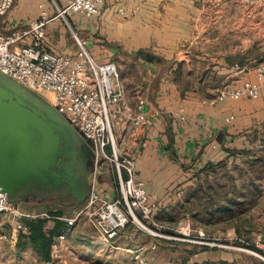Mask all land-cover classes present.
I'll return each instance as SVG.
<instances>
[{"label": "rangeland", "instance_id": "1", "mask_svg": "<svg viewBox=\"0 0 264 264\" xmlns=\"http://www.w3.org/2000/svg\"><path fill=\"white\" fill-rule=\"evenodd\" d=\"M205 10L200 18L204 32L199 36L204 48H193L189 58L194 60L177 61L172 72H176L178 85H189L199 90L200 98L210 99L230 86L228 78L216 72L215 64L203 69L196 55L204 53L208 60L214 57L223 63L230 56L245 69L262 64L264 0L208 1ZM121 62L125 97L133 104L136 91L142 94L139 86H144L145 70L131 61ZM36 92L44 98L46 93L53 95ZM251 143L236 149L237 155L207 163L203 169L192 167L186 179L175 180L167 188L164 198L148 194L160 207L149 219L137 214L146 227L129 222L116 238L105 240L79 221L52 250L50 261H42L29 244L19 248V231L0 214V264H264V248L256 243L257 234L264 240V135L254 133ZM104 173L115 186L111 168ZM97 178L99 181L100 175ZM17 202L29 213L43 212L42 216L48 214V208L61 207L66 213L73 209L52 201ZM184 217L189 220L190 234L180 232ZM51 222L47 217V223Z\"/></svg>", "mask_w": 264, "mask_h": 264}, {"label": "crops", "instance_id": "2", "mask_svg": "<svg viewBox=\"0 0 264 264\" xmlns=\"http://www.w3.org/2000/svg\"><path fill=\"white\" fill-rule=\"evenodd\" d=\"M54 1L63 6L68 0ZM208 1L220 0H107L94 20L73 12L66 20L56 16L47 24L48 45L56 50L73 52L76 44L72 32H75L86 40L96 61L111 58L122 67L121 59L128 60L145 70L141 80L144 86H139L143 88L142 94L137 90L135 96L145 98L144 108L153 123L148 132L136 130L128 134L121 146L132 153L137 177L154 198H164L167 188L177 183L175 180L186 179L192 167L200 169L207 163L237 155L236 149L252 145L254 133L264 135V90L257 97L209 99L200 98L199 90L189 85L176 83L178 77L172 72L176 62L194 60L189 58L192 49L204 48L199 37L204 32L200 18ZM118 7H123L125 13L118 12ZM41 8H47L50 15L56 12L53 0H13L8 12L0 17V33L22 27L36 18ZM28 41L22 38L13 45L18 47ZM139 50L154 54L156 60L139 56ZM203 54L196 55L197 63L202 62L203 69L215 64L216 72L223 73L230 86L244 79H255L258 66L238 72L233 69L230 56L228 63H223L219 58L208 60ZM122 69L119 68L121 73ZM121 79L123 82L122 74ZM177 108H182L186 116L183 122L172 115ZM103 167L100 189L104 195L114 196L116 188L104 173L110 166Z\"/></svg>", "mask_w": 264, "mask_h": 264}, {"label": "built area", "instance_id": "3", "mask_svg": "<svg viewBox=\"0 0 264 264\" xmlns=\"http://www.w3.org/2000/svg\"><path fill=\"white\" fill-rule=\"evenodd\" d=\"M106 1L68 0L63 6L54 1V15H50L47 8H41L37 17L22 27L7 34L0 33V71L34 91L53 92V101L45 98L84 140L90 141L95 154L90 190L84 202L74 206L70 213L44 214L65 223L62 230L53 235L51 254L79 221L93 227L103 239L112 240L129 222L146 227L137 214L149 219L160 207L159 202L150 199L144 182L137 177L132 153L121 146V141L128 134L136 130L148 132L153 123L144 108L145 98L139 96L131 104L125 97L116 62L111 58L96 61L87 48L86 40L75 32H72L76 44L73 52L56 50L47 42V24L54 17L65 19L73 12H81L87 20H94L102 13ZM12 3L13 0H0V17L8 12ZM118 12L123 14L125 9L118 7ZM22 38L29 41L18 47L13 45ZM232 67L239 72L245 70L236 62ZM261 90H264V62L256 68L254 80L244 79L234 86H226L215 98L257 97ZM172 115L181 122L186 119L182 108L174 109ZM106 164L114 177L117 192L114 196L103 194L97 178ZM0 214L19 231L26 228L24 216H42L43 212L29 213L6 192L0 191ZM52 225L53 222L46 223V230ZM179 226L180 232L190 234L186 217ZM198 235H203V231H198ZM256 243L259 248H264L260 234H257Z\"/></svg>", "mask_w": 264, "mask_h": 264}, {"label": "water", "instance_id": "4", "mask_svg": "<svg viewBox=\"0 0 264 264\" xmlns=\"http://www.w3.org/2000/svg\"><path fill=\"white\" fill-rule=\"evenodd\" d=\"M74 140L90 142L43 96L0 71V191L15 200L18 190L57 177L55 183L64 181L77 201H83L89 171H82L72 156ZM63 157L66 163H60Z\"/></svg>", "mask_w": 264, "mask_h": 264}, {"label": "flooded vegetation", "instance_id": "5", "mask_svg": "<svg viewBox=\"0 0 264 264\" xmlns=\"http://www.w3.org/2000/svg\"><path fill=\"white\" fill-rule=\"evenodd\" d=\"M74 142L76 144V151H74L75 153L73 152L74 154H72V156L75 155L79 159L82 171H89L88 181L83 187L85 200L90 190V174L96 162L95 154L90 142H87L86 145L82 144L81 142H76V140H74ZM66 161L67 158L63 157L60 163H66ZM60 170L61 168L58 166L54 167L55 172L59 173ZM56 179L57 177H54L53 179L49 177L48 180L43 184L33 182V184L18 190L13 196L15 197L16 201L35 203H46L47 201H52L62 207H74L84 201H77L78 196L72 194L69 185L64 181L55 183Z\"/></svg>", "mask_w": 264, "mask_h": 264}, {"label": "trees", "instance_id": "6", "mask_svg": "<svg viewBox=\"0 0 264 264\" xmlns=\"http://www.w3.org/2000/svg\"><path fill=\"white\" fill-rule=\"evenodd\" d=\"M137 53L139 56H142L149 61L156 60L154 54L146 53L143 50H139ZM47 211L49 215H60L61 213H65L64 209L61 207L56 209L48 208ZM46 223V216L37 215L35 217L25 218L24 224L26 228L19 230L16 240V245L19 248H23L26 244H29L42 261L51 260L53 235L57 234L65 226V223L62 220L54 218L53 225L46 230ZM46 231H48V234Z\"/></svg>", "mask_w": 264, "mask_h": 264}, {"label": "bare ground", "instance_id": "7", "mask_svg": "<svg viewBox=\"0 0 264 264\" xmlns=\"http://www.w3.org/2000/svg\"><path fill=\"white\" fill-rule=\"evenodd\" d=\"M49 92H51V91H49ZM44 96H46V98H48L50 101H53L54 100V96L53 95H50L49 93L48 94L46 93V95H44Z\"/></svg>", "mask_w": 264, "mask_h": 264}]
</instances>
